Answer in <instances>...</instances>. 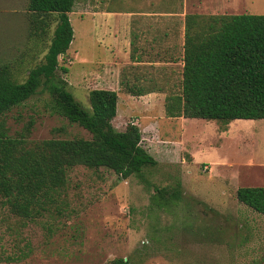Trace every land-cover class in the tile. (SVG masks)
<instances>
[{"label":"rangeland","instance_id":"374dc122","mask_svg":"<svg viewBox=\"0 0 264 264\" xmlns=\"http://www.w3.org/2000/svg\"><path fill=\"white\" fill-rule=\"evenodd\" d=\"M235 1H241L242 14L264 15V0ZM27 5L28 0H0V67L7 65L18 82L43 62L55 28L51 23L34 37ZM115 6L117 0H75L68 15L73 39L58 57L67 73L58 74L88 111L90 90L117 87L112 125L117 131L137 126L141 145L156 165L124 181L108 170L77 166L68 172L62 211L52 209L25 226L0 207V258L24 252L20 262L9 264H119L121 259L128 264H264V217L235 197L240 187H264V120L224 125L166 118L164 99L180 93L179 74L173 87L152 89L149 73L124 67L117 86L109 77L105 43V13ZM194 15L217 16L203 10ZM125 86L161 95L130 97ZM49 106L48 93L41 91L10 110L2 117L8 134L15 136L32 121V141L90 138ZM162 188H179L180 199L156 206L152 197Z\"/></svg>","mask_w":264,"mask_h":264},{"label":"trees","instance_id":"16d2710c","mask_svg":"<svg viewBox=\"0 0 264 264\" xmlns=\"http://www.w3.org/2000/svg\"><path fill=\"white\" fill-rule=\"evenodd\" d=\"M75 0H28L31 34L40 37L51 23L55 28L43 62L28 70L18 82L7 65L0 67V207L8 217L25 226L28 222L61 212L68 172L77 166L104 169L118 180L141 176L156 161L141 145L139 128L127 124L117 131L112 121L117 111V92H88L90 111L82 108L66 90L58 71V57L65 55L73 39L68 18ZM46 91L50 112L90 134L89 139H28L30 121L15 136L8 134L2 117L36 93ZM139 97L149 92L125 86ZM169 119H201L224 125L235 120H264V15H186L184 23L181 90L164 99ZM158 207L180 199L179 188L156 189ZM236 200L264 217V187H240ZM25 253L2 256L0 263H18ZM128 264V260L117 261Z\"/></svg>","mask_w":264,"mask_h":264},{"label":"crops","instance_id":"0c3cea01","mask_svg":"<svg viewBox=\"0 0 264 264\" xmlns=\"http://www.w3.org/2000/svg\"><path fill=\"white\" fill-rule=\"evenodd\" d=\"M241 4L235 0H171L170 5L163 0H117L115 10L105 13L109 77L113 75L119 86L121 70L128 67L133 73H149L147 81L152 89L173 87L176 74L181 79L185 16L194 15L196 10L198 14L203 10L212 15H226L227 11L228 15H238L244 12ZM109 90L117 92V87ZM156 92L139 97H160ZM117 115L118 106L115 118Z\"/></svg>","mask_w":264,"mask_h":264}]
</instances>
